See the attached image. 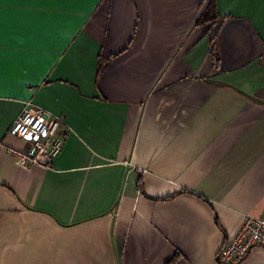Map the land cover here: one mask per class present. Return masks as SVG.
<instances>
[{
	"label": "crops",
	"instance_id": "crops-1",
	"mask_svg": "<svg viewBox=\"0 0 264 264\" xmlns=\"http://www.w3.org/2000/svg\"><path fill=\"white\" fill-rule=\"evenodd\" d=\"M29 107L47 167L9 152ZM0 142V264H217L264 216V0H0Z\"/></svg>",
	"mask_w": 264,
	"mask_h": 264
},
{
	"label": "built area",
	"instance_id": "built-area-1",
	"mask_svg": "<svg viewBox=\"0 0 264 264\" xmlns=\"http://www.w3.org/2000/svg\"><path fill=\"white\" fill-rule=\"evenodd\" d=\"M60 116L47 114L40 109L25 108L16 118L11 133L30 145L21 153L9 150L20 163L47 167L57 159L64 147L60 130L64 125ZM5 150L0 142V154ZM257 247H264V216L246 217L236 236L225 242L217 255V264H241Z\"/></svg>",
	"mask_w": 264,
	"mask_h": 264
},
{
	"label": "trees",
	"instance_id": "trees-1",
	"mask_svg": "<svg viewBox=\"0 0 264 264\" xmlns=\"http://www.w3.org/2000/svg\"><path fill=\"white\" fill-rule=\"evenodd\" d=\"M218 14L216 11V8L213 3H211L206 9L203 15L201 16V19L198 22V25H207L211 27V31L214 29V27L218 24ZM211 58L215 64V66H218L219 64V54L217 51V48L213 46L211 51ZM103 64L101 62L100 69H102Z\"/></svg>",
	"mask_w": 264,
	"mask_h": 264
}]
</instances>
